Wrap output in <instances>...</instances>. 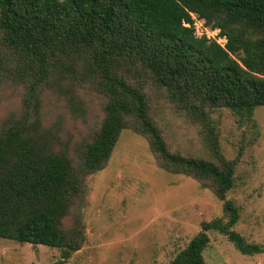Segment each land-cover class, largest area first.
<instances>
[{
    "label": "trees",
    "instance_id": "1",
    "mask_svg": "<svg viewBox=\"0 0 264 264\" xmlns=\"http://www.w3.org/2000/svg\"><path fill=\"white\" fill-rule=\"evenodd\" d=\"M195 18L225 43L198 37ZM147 85L209 128V109L249 119L264 106V0H0V92L22 90L19 112L0 122V239L58 248L63 258L78 251L86 178L105 168L121 132L131 130L146 138L160 168L223 201L225 219L202 223L171 264H205L210 232L243 254L264 253L233 230L239 210L226 194L234 163L217 148V163L172 152ZM83 89L104 99L103 117L70 147L44 126L42 97L62 94L82 111Z\"/></svg>",
    "mask_w": 264,
    "mask_h": 264
},
{
    "label": "rangeland",
    "instance_id": "2",
    "mask_svg": "<svg viewBox=\"0 0 264 264\" xmlns=\"http://www.w3.org/2000/svg\"><path fill=\"white\" fill-rule=\"evenodd\" d=\"M194 27L198 37L225 43L203 20L195 18ZM145 89L151 114L172 152L217 163V148L234 163L233 187L226 194L239 210L233 230L264 248V106L249 119L227 108L209 109L212 129L175 108L164 93L149 85ZM21 93L18 86L0 92V122L19 112ZM78 93L82 111H74L67 97L54 92L43 95L41 103L44 126L70 147L89 137L103 117L100 95L91 89ZM86 185L80 212L85 238L78 251L63 258L58 248L0 239V264H171L202 223L225 219L223 201L210 188L160 168L146 138L131 130L121 132L107 165L89 175ZM71 220H65L66 227ZM209 238L205 264H264V253L243 254L216 232Z\"/></svg>",
    "mask_w": 264,
    "mask_h": 264
},
{
    "label": "built area",
    "instance_id": "3",
    "mask_svg": "<svg viewBox=\"0 0 264 264\" xmlns=\"http://www.w3.org/2000/svg\"><path fill=\"white\" fill-rule=\"evenodd\" d=\"M206 36V35H205ZM208 37V36H207ZM209 38V37H208ZM213 39H215V38H213ZM218 42V41H217Z\"/></svg>",
    "mask_w": 264,
    "mask_h": 264
}]
</instances>
